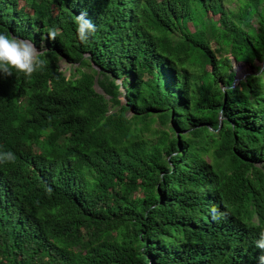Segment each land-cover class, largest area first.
I'll list each match as a JSON object with an SVG mask.
<instances>
[{
	"label": "trees",
	"instance_id": "obj_1",
	"mask_svg": "<svg viewBox=\"0 0 264 264\" xmlns=\"http://www.w3.org/2000/svg\"><path fill=\"white\" fill-rule=\"evenodd\" d=\"M0 33L44 42L0 76V264H261L264 0H0Z\"/></svg>",
	"mask_w": 264,
	"mask_h": 264
},
{
	"label": "clouds",
	"instance_id": "obj_2",
	"mask_svg": "<svg viewBox=\"0 0 264 264\" xmlns=\"http://www.w3.org/2000/svg\"><path fill=\"white\" fill-rule=\"evenodd\" d=\"M76 35L81 43H87L90 36L96 32V25L87 18V12L81 11L76 16ZM48 41H55L57 38V30L50 28L44 37ZM43 53L38 49L31 40L22 39L20 37L0 33V76H12V69L23 73L26 77L31 75L40 67L43 66L44 61L40 59ZM15 155L9 151L0 154V162L14 161ZM212 220L216 221L224 216L218 209L213 206L211 208ZM256 247L264 250V233L256 241ZM261 264H264V257L260 258Z\"/></svg>",
	"mask_w": 264,
	"mask_h": 264
},
{
	"label": "rangeland",
	"instance_id": "obj_3",
	"mask_svg": "<svg viewBox=\"0 0 264 264\" xmlns=\"http://www.w3.org/2000/svg\"><path fill=\"white\" fill-rule=\"evenodd\" d=\"M20 38H22V37H20ZM22 39H26V38H22ZM35 45H36V47L38 49H41V47L44 45V42H40L39 44H35ZM59 65H60V68L62 70H65L66 74L69 73L68 68L70 67V63L65 61V59H60ZM232 70L234 71L235 78L241 79L244 76H246L247 74H249L250 72H252L254 69L249 64H246V63H243V62H235V61H233ZM121 79H119L118 82H120ZM95 88L98 91L100 90V88L97 85L95 86ZM263 165H264V162H263Z\"/></svg>",
	"mask_w": 264,
	"mask_h": 264
},
{
	"label": "water",
	"instance_id": "obj_4",
	"mask_svg": "<svg viewBox=\"0 0 264 264\" xmlns=\"http://www.w3.org/2000/svg\"><path fill=\"white\" fill-rule=\"evenodd\" d=\"M240 79L239 78H234V81H233V84L237 81H239Z\"/></svg>",
	"mask_w": 264,
	"mask_h": 264
}]
</instances>
